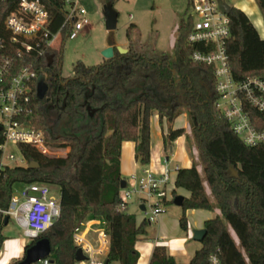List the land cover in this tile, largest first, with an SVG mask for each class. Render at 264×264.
I'll use <instances>...</instances> for the list:
<instances>
[{
	"label": "trees",
	"instance_id": "1",
	"mask_svg": "<svg viewBox=\"0 0 264 264\" xmlns=\"http://www.w3.org/2000/svg\"><path fill=\"white\" fill-rule=\"evenodd\" d=\"M18 1L5 0L4 14ZM42 1L48 10L50 32L61 31L62 41L18 58V67L29 66L37 73L32 82L31 112L25 121L40 127L49 145L69 150L51 156L20 144L27 162L38 166L6 168L0 178V208L8 207L16 182L58 185L60 217L37 238L50 241L47 258L51 264H74L73 233L89 217L105 222L111 237L110 264H137L135 244L147 237L150 222L143 219L138 223L135 214L119 208L124 179L121 146L124 141H134L137 162L148 165L150 120L158 113L160 120L166 118L169 123L166 142L186 135L198 152V160L190 167L177 169L176 186L190 192L182 205L181 228L188 229V209H218L220 213L205 221L202 246L188 263L178 262L159 244L149 264H211L212 254H217L221 264H264V143L249 146L235 134L216 106L219 95L214 67L191 59L193 51L202 49L201 44L188 42L193 0H187L188 8L179 17L171 50L160 51L154 43L138 45L133 37L136 25L131 24L127 53L115 50L113 58L95 65L78 60L69 77L62 75L64 45L71 30L65 23L66 0ZM256 1L264 17V0ZM228 15L227 54L233 77L264 79V38L243 10L232 6ZM41 49L46 53L41 55ZM41 78L48 84L44 99L37 95ZM88 107L96 111L92 114ZM245 108L253 124L264 129V114L249 105ZM51 113L55 119H50ZM183 113L190 120V134L183 127L173 128V121ZM6 217L0 212V254L7 240L3 230L10 218L5 224Z\"/></svg>",
	"mask_w": 264,
	"mask_h": 264
},
{
	"label": "built area",
	"instance_id": "2",
	"mask_svg": "<svg viewBox=\"0 0 264 264\" xmlns=\"http://www.w3.org/2000/svg\"><path fill=\"white\" fill-rule=\"evenodd\" d=\"M4 4L5 0H0V178L7 167L29 165L20 144L31 145L44 155L56 156L44 131L25 121L31 112L32 82L37 73L29 66L18 67V58L44 45L54 47L62 39L61 31L50 32L49 14L42 0H19L7 14H4ZM66 4L65 23L71 25L68 37L75 38L89 24L88 12L81 0H66ZM190 13L192 28L188 42L202 45V49L193 51L191 59L214 67L215 89L219 95L217 108L246 145L263 144L264 129L253 124L245 106L264 114V79L233 77L227 54V40L231 35L228 10L216 0H193ZM39 53L45 54L46 50L41 49ZM169 183L167 167L160 173L144 169L141 174H133L120 190L119 208L126 211L131 197L137 194L140 202L150 208L145 210L144 219L154 222L165 210ZM0 212L9 218L13 216L23 228L24 253V247L60 217V197L52 195L49 183H25L21 191L12 193L8 207L0 208ZM73 243L84 256L81 260L75 259L74 264H110L111 237L104 220L97 217L82 220L73 233ZM39 262L51 264L48 258ZM210 262L221 264L217 254L210 256Z\"/></svg>",
	"mask_w": 264,
	"mask_h": 264
},
{
	"label": "crops",
	"instance_id": "3",
	"mask_svg": "<svg viewBox=\"0 0 264 264\" xmlns=\"http://www.w3.org/2000/svg\"><path fill=\"white\" fill-rule=\"evenodd\" d=\"M225 4V3H223ZM228 4V3H227ZM234 6L239 9H243L249 16L250 20L258 30L260 36L264 38V17L260 10V7L256 0H242V3H235ZM178 22L172 30L171 42L168 47H156L160 51H169L174 45L175 36L174 33L177 29ZM261 32H260V30ZM118 44L127 48L129 47V41L121 42ZM107 47V42L104 43L103 49ZM105 59V58H104ZM183 127L186 129L187 134L191 133L190 120L186 113L179 115L173 121V128ZM151 128V151H150V163L142 167L135 158V142L124 141L121 146V160L120 171L124 179H129L133 174H141L144 169H150L154 172H162L165 167L170 170V183L169 194L166 199L164 211L158 215V218L154 222H150L148 226V234L146 238L140 239L136 242L135 247L139 252V258L137 264H149L153 249L156 245H165L168 252L178 261L182 263H188L194 256L195 252L201 248L202 243L194 239L193 231L195 229L204 228V223L207 219L214 217L217 213H220L218 209L215 211H209L205 209H188L186 211L188 217V229L183 230L180 225V217L183 213L182 206L174 203V198L178 195H182L184 198L190 196V192L182 187H177L175 184L177 169L181 167H190L197 158L188 156L184 150L190 148L186 135L178 137L173 142H166V136L169 132V123L166 118L160 120L158 113H154L150 120ZM182 154L184 155H180ZM197 153V152H196ZM176 162L174 168L169 163L171 159ZM180 161V163H179ZM201 171V166H198ZM174 177H171V176ZM176 186V187H175ZM139 199V198H138ZM133 202H129L126 211L136 215L137 222H141L145 216V210L150 208L138 201L136 205L143 212L133 211L129 208ZM144 206V208H142ZM154 223V224H153ZM7 241V240H6ZM5 241V242H6ZM4 242V243H5ZM23 245H18L14 250L17 254L9 256L7 261L0 264H10L14 260H19L23 254L20 248ZM2 253V250H1ZM1 255V254H0ZM41 263V262H40ZM42 264V263H41Z\"/></svg>",
	"mask_w": 264,
	"mask_h": 264
},
{
	"label": "rangeland",
	"instance_id": "4",
	"mask_svg": "<svg viewBox=\"0 0 264 264\" xmlns=\"http://www.w3.org/2000/svg\"><path fill=\"white\" fill-rule=\"evenodd\" d=\"M219 4L228 3L234 5L240 4L242 0H216ZM106 0H81L88 12L89 24L79 31L77 37L67 38L64 45L62 75L65 77L73 76L74 64L78 60H82L88 65L100 64L104 61L102 47L107 42L110 32L106 29L105 19L103 15V7ZM114 8L118 11L117 28L112 31L118 41H129L127 36V28L131 24H135L133 37L140 46L145 44H155L156 47H168L171 42L172 30L179 21V17L188 8L187 0H115ZM260 30V29H259ZM261 32V30H260ZM60 42L56 45H60ZM135 42V43H136ZM54 46V47H56ZM50 119H55V114L49 115ZM190 148L184 150L188 156H193L198 160V152L191 141ZM66 147H52L51 151L56 156L65 155L68 152ZM14 152L18 155V150ZM197 152V153H196ZM181 156L184 155L180 154ZM166 163L174 168L176 162L172 158ZM180 163V161H179ZM171 177H174L173 175ZM25 186L24 182H16L13 185V192L21 191ZM52 195L60 197V187L50 184ZM176 187V186H175ZM138 196L134 194L130 202H133L129 210L133 212H143L137 207ZM154 224V223H153ZM4 235L7 241L2 246L0 255V263L7 261L10 255L17 254L14 249L23 242V228L17 223L15 218L10 217L9 223L4 227ZM23 254L21 255V257ZM15 261V260H14ZM33 264H41L36 262ZM117 264V263H111Z\"/></svg>",
	"mask_w": 264,
	"mask_h": 264
},
{
	"label": "water",
	"instance_id": "5",
	"mask_svg": "<svg viewBox=\"0 0 264 264\" xmlns=\"http://www.w3.org/2000/svg\"><path fill=\"white\" fill-rule=\"evenodd\" d=\"M227 10L231 9V5L225 3L224 4ZM103 15L105 19L106 29L110 32V35L107 39V47L102 51V55L105 59L113 58L115 55V50H118L121 54H125L128 52V49L119 45L117 39L112 34L116 28L118 23V11L114 8V4L112 2H106L103 7ZM48 90V84L46 81L41 78L37 84V95L40 99H44L46 97V93ZM88 110H91L93 114L96 109H92L88 107ZM38 166L37 162H30L29 167L35 168ZM126 186V179L121 181V188ZM184 197L182 195H178L174 198V203L176 205L182 206L184 202ZM144 208V206L142 207ZM9 217L5 218V224L8 223ZM194 239L197 241H202L207 233L206 228L195 229L193 231ZM235 237V236H234ZM51 253V245L50 241L47 238H39L34 241L32 244H28L24 247L23 256L20 258L18 264H33L39 262L41 259L47 258ZM82 250L78 248L75 252V259L81 260L83 259Z\"/></svg>",
	"mask_w": 264,
	"mask_h": 264
},
{
	"label": "bare ground",
	"instance_id": "6",
	"mask_svg": "<svg viewBox=\"0 0 264 264\" xmlns=\"http://www.w3.org/2000/svg\"><path fill=\"white\" fill-rule=\"evenodd\" d=\"M26 241L25 240H23V242H22V245L25 243ZM21 250H22V246H21V248H20V252H21Z\"/></svg>",
	"mask_w": 264,
	"mask_h": 264
}]
</instances>
